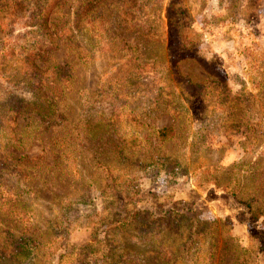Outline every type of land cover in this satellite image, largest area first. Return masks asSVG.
I'll list each match as a JSON object with an SVG mask.
<instances>
[{
	"label": "rangeland",
	"instance_id": "obj_1",
	"mask_svg": "<svg viewBox=\"0 0 264 264\" xmlns=\"http://www.w3.org/2000/svg\"><path fill=\"white\" fill-rule=\"evenodd\" d=\"M41 1L0 0V96L37 86L23 46L47 43L44 75L67 66L48 118L0 132V264H264V0H101L89 57L8 30Z\"/></svg>",
	"mask_w": 264,
	"mask_h": 264
},
{
	"label": "trees",
	"instance_id": "obj_2",
	"mask_svg": "<svg viewBox=\"0 0 264 264\" xmlns=\"http://www.w3.org/2000/svg\"><path fill=\"white\" fill-rule=\"evenodd\" d=\"M66 2L67 0H42L37 6L32 5L35 15L34 17L30 16V21L29 19L23 21L22 18H12L8 20V25H10L8 30L12 31L14 25L24 23V25L22 24L23 26H35V30L40 31L44 37H48L49 42H51L52 37L64 35L66 41L71 43L70 46L76 47L79 50L83 49L84 55L89 57L93 53L90 47H94L98 43L97 39H95L99 36L97 32L100 31V27L107 22V19H104L101 13L102 1L74 0L75 3L70 4L63 21H60V16L50 15L54 7L59 6V8H62ZM93 27H95V29ZM42 47H48L47 43H42L38 47L23 46L20 48V51H18L20 55H23L22 60L25 63L24 69L30 72L32 79L37 80V86L32 89L33 91L29 98L11 94L5 95L4 97L0 96V132L13 133L14 118L21 112L35 113L40 119L44 120L49 117L53 110L54 102L51 92L54 90L59 91L58 86L60 87L61 83L66 80L67 66L65 63L62 65L54 64L49 67V75H44L43 71L39 70L38 66L34 64L35 60H40V62H42L44 59L43 56L47 55V49ZM171 48H173V52H177V54L181 51L180 49H182L181 47ZM41 86H47L49 96L41 92ZM171 131V127L165 126L158 129L157 134L160 139L164 140L170 136ZM5 145L6 143L0 144V150L4 148V151L7 150ZM20 157L23 158L25 162L31 161V158L26 155H20ZM0 167L2 168V165ZM1 168L0 172L6 170ZM105 177L112 183V179L107 173H105ZM170 208L177 211L174 205H171ZM181 209L184 210L185 207ZM140 210L133 208L127 212H123L124 214H121L117 220L108 224L107 227L113 228L128 225L135 220L137 214L141 212ZM160 217H164V215ZM254 233L257 234L258 240L262 242L260 247L264 248V230L254 229ZM108 246L109 245L102 240L93 255H105L108 251Z\"/></svg>",
	"mask_w": 264,
	"mask_h": 264
}]
</instances>
